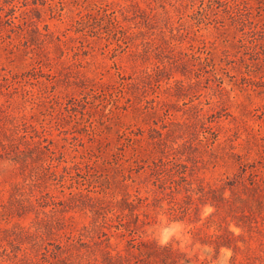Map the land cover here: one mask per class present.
<instances>
[{
	"label": "rangeland",
	"instance_id": "374dc122",
	"mask_svg": "<svg viewBox=\"0 0 264 264\" xmlns=\"http://www.w3.org/2000/svg\"><path fill=\"white\" fill-rule=\"evenodd\" d=\"M0 264H264V0H0Z\"/></svg>",
	"mask_w": 264,
	"mask_h": 264
}]
</instances>
